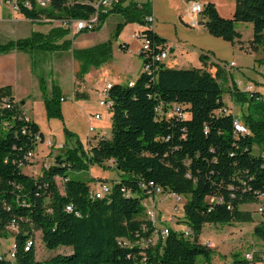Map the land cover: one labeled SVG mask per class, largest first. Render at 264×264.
Returning <instances> with one entry per match:
<instances>
[{
    "label": "trees",
    "instance_id": "trees-1",
    "mask_svg": "<svg viewBox=\"0 0 264 264\" xmlns=\"http://www.w3.org/2000/svg\"><path fill=\"white\" fill-rule=\"evenodd\" d=\"M25 1L31 7L25 6ZM17 2L18 12L26 19L58 20L61 24L47 33L34 31L27 38L0 43V54L71 50L81 67L76 77L82 79L91 67L110 61L112 39L119 37L126 23L148 24L142 33L149 48L141 49L139 55L143 67L148 65L149 69H143L133 85L113 84L110 89L111 138H101L88 149L77 140L39 177L25 173L22 167L44 135L39 125L23 114L12 87H0V238L12 235L11 226L18 227L13 233L15 257L3 255L0 264H197L199 256L210 259V248L198 240L206 224L253 221L252 213L241 206L258 202L264 195L263 95L240 90L232 82L233 101L242 107L248 105L243 122L239 120L248 133L236 132L237 118L223 100L220 82L228 69L209 64L208 55L200 56L201 67L191 69L157 61L155 57L167 50L168 41L149 26L148 17L153 16L149 2L122 0L99 12L86 0H50L45 7L37 0ZM202 13L208 32L228 41L241 36L237 22L252 23L253 45L261 46L264 52V0H236L232 17L221 16L212 2L204 5ZM112 14L121 15L123 20L111 40L76 49L72 39L66 38L71 29L62 22L98 15L95 32ZM40 87L47 114L61 116L60 88L54 85L49 93L43 78ZM174 105L185 118L167 116ZM111 160L119 173L128 177L115 182L103 198L91 194L88 182L71 176L73 171ZM57 178L63 180V192ZM156 187L186 200L185 223L195 236L192 244L184 232L170 228L163 237L148 216L143 201ZM257 223L255 234L263 241L264 225ZM35 231L41 232L47 249L66 247L70 252L37 260L35 245L26 249L28 242L35 241ZM234 264L251 263L234 254Z\"/></svg>",
    "mask_w": 264,
    "mask_h": 264
},
{
    "label": "rangeland",
    "instance_id": "rangeland-1",
    "mask_svg": "<svg viewBox=\"0 0 264 264\" xmlns=\"http://www.w3.org/2000/svg\"><path fill=\"white\" fill-rule=\"evenodd\" d=\"M99 2L101 0H94ZM150 3L152 13L154 16L155 31L167 39L168 41V57L164 60L169 67L177 69H191L194 67H201V55H208L209 64H218L221 68L227 65H232L225 71V76L220 80L223 88V100L229 110L242 121L243 113L246 112L248 105L242 107L233 101L230 92L232 82H242L239 89L243 86H250L252 92H259L264 96V52L261 46L254 47L253 45V24L250 22H237L236 30L241 34L240 37L234 41H228L222 37L211 35L204 25H199V22L205 23L206 16L201 13L198 14V19L193 24L182 21L181 17L185 14L186 4L183 0H146ZM212 2L216 5L219 13L223 17H232L235 11L236 0H201L203 6L206 3ZM44 19L39 22L44 26V32L61 24L58 20ZM123 20L119 14L110 15L102 28L98 31H84L77 32L71 30L66 38L72 39L73 47L76 49H86L97 44L107 42L112 39L113 32L119 22ZM134 23H126L120 34L124 31V38L112 39V58L109 62H104L96 66L101 70V74L97 80H94V86L101 84L103 77L114 79L119 77L121 81L128 83L130 80H136V77L142 73L138 72L140 67V57L131 55L130 53L121 49L120 45L124 40H132L131 45L134 48L136 45H142V40L134 37ZM140 31L148 28V24H139ZM94 33V34H91ZM20 35H26L20 34ZM4 41V36L2 35ZM114 51V53H113ZM48 56L46 64L40 63L39 71L44 74L48 80L51 81V70L48 69ZM75 62V61H74ZM76 74L80 72V62L76 63ZM44 66V67H43ZM212 73L216 69H210ZM83 74V78L88 74ZM51 83H49L50 85ZM64 91L70 92V87L63 84ZM35 94L41 91L34 89ZM44 101V99H43ZM38 100L32 105H27L22 108L24 115L29 116L35 121L44 135V141L39 142L33 156L29 158L28 164L24 165L22 170L33 177H39L46 166L51 165L58 154L64 155L61 145L73 147L77 140H79L85 149L97 144V141L102 138V129L90 131V124L88 118L89 114H95L97 109L84 108L76 105V102L71 97L66 98L61 102V116L47 114L45 103ZM42 103V104H41ZM103 112L105 119L111 123L112 112L98 105ZM243 122V121H242ZM67 131L72 134L69 136ZM108 131V130H104ZM255 153H259V149H255ZM73 178H80L89 183L93 188L95 184H106L110 187L122 178L111 161L104 165L91 164L88 168L81 171L71 172ZM61 192H63V180L56 179ZM156 206H154L150 198H146L147 204L143 203L145 210H153L154 220L158 229L170 228L178 232H184L189 226L185 223L184 201H178L174 195H167L162 193L157 196ZM175 207H178L176 210ZM243 211L252 213L253 221L239 222L235 221L231 224H206L199 235V242H211L210 259L205 256H199L197 264H234V254L239 255L240 259H244L247 252L253 249L259 250L263 248L262 240L255 234V227L257 223V201L243 204L241 206ZM12 235L0 238V254L9 258V253L13 244L15 243L14 234L18 231V227L11 226L9 228ZM35 238V255L39 261H45L52 256L70 252L69 248L59 247L56 250L47 249L42 240L41 232H34ZM195 236L187 237V240L192 244Z\"/></svg>",
    "mask_w": 264,
    "mask_h": 264
},
{
    "label": "crops",
    "instance_id": "crops-1",
    "mask_svg": "<svg viewBox=\"0 0 264 264\" xmlns=\"http://www.w3.org/2000/svg\"><path fill=\"white\" fill-rule=\"evenodd\" d=\"M135 1L138 3L148 2L146 0ZM183 2L186 4L187 7L185 14L181 17V20L184 22L186 21L189 24L195 23V21L198 19V14H194L190 11L191 2L188 3L184 0ZM198 2L201 3V0H198ZM40 21H32L26 19L18 11L14 10L11 6L5 3H0V43L7 42L9 40L27 38L31 36L34 31L47 33L48 31L44 32V26L40 28ZM134 25V37L140 39L136 36V34L140 31V26L137 23H134ZM199 25H204V23L199 22ZM153 28L155 29V26ZM25 33L26 35H20ZM124 33L125 32L123 31L119 35V39L124 38ZM2 35L4 36V41H1L3 38L1 37ZM131 41L132 40H124V43L120 45L121 49L130 53L131 55H136L137 57H140L139 54L142 45H136L133 48L131 45ZM48 54L50 55L48 56V69L51 70V81L50 79L48 80V78H46L44 74L39 71V67H37L40 63H43L45 66ZM140 62L141 65L140 67H138L139 73L143 71V61L141 58ZM76 63H78V61L74 59L71 50L55 52L37 51L33 53L13 50L9 53L0 54V87L11 86L15 100L20 103L22 109L25 108L27 105H32L35 100H38L37 104H39V100L42 103L44 102L43 94L40 87V80L41 78H43L46 82V86L48 88L49 93L51 92V89L54 85H57L60 88L64 98V100L62 101H65L66 98L71 97L76 102V105L80 107L97 109L98 111L95 114H101L102 119H93L92 117L95 114L88 113L87 116L90 120V124L95 125V130L102 129V138H111V123H108L106 121L104 114H102L103 112L98 107V105H100L99 100L101 98V90L109 82L113 84H129L130 82H134L135 80H130L128 83H125L124 81H121L119 77L109 79L105 76L103 77L101 84L94 86V80H97L99 76H101V74H98L101 70L97 69L96 67H91L88 71L89 73L84 78L78 79L76 77ZM137 78L138 77H136V79ZM49 83L51 84L49 85ZM64 83L65 85L70 87L69 93H66L64 91ZM34 89H39L41 93L39 94V92H37L35 94L33 92ZM76 93L79 94V98H76ZM104 130L108 131L106 132ZM65 147L66 145H61V148L64 151ZM111 163L114 164L112 160ZM97 188L98 183L95 184L92 190H95Z\"/></svg>",
    "mask_w": 264,
    "mask_h": 264
},
{
    "label": "built area",
    "instance_id": "built-area-1",
    "mask_svg": "<svg viewBox=\"0 0 264 264\" xmlns=\"http://www.w3.org/2000/svg\"><path fill=\"white\" fill-rule=\"evenodd\" d=\"M38 4L42 7H45L48 5L50 0H37ZM87 2L92 3L95 8L97 9V11L99 12V10H107L113 6H115L116 4L120 3L122 0H101L99 2H95L94 0H86ZM0 3H5L9 6H11L14 10L19 11V4L17 2V0H0ZM25 6L27 7H31V4L29 3V1H25ZM204 6L202 3L195 1V2H191L190 4V11L194 14H201L203 12ZM148 21H149V26L150 28L154 27V17L150 16L148 17ZM98 22V15L94 16L91 19L88 20H82V19H76V20H70L69 22H62L63 24L67 25L70 27L71 30L73 31H77V32H81L83 30H88V31H92L95 27V25ZM154 29V28H153ZM136 36L138 38H140L142 40V47L141 49L147 50L149 48V42L148 40L144 37L142 31H139ZM141 51V50H140ZM168 57V50L163 51L162 53L158 54L155 58L157 61H164L166 58ZM230 66L232 65H227L224 66L226 69H229ZM144 70H148L149 66L146 65L143 67ZM134 82H130V85H133ZM242 84V82H238V85L240 86ZM113 83H107L105 85V87L101 90V98L99 100V103L102 107H104L105 109L111 111L112 110V101L110 99V89L112 88ZM243 91H251V87L250 86H243L242 88ZM62 100H64V98H62ZM172 111V112H171ZM170 111V113H168V117H170L172 114H178L180 118H185L186 114L184 112L181 111V108L179 106L174 105L172 110ZM159 114H163L162 110L159 109ZM93 119L96 120H100L102 119V115L101 114H95L92 117ZM235 129L236 132L238 133H248V129L247 127L240 122L238 119L235 121ZM95 128L93 126L90 127V131H94ZM34 152H30L27 156L28 160L30 157L33 156ZM48 167V166H46ZM111 191V187L106 185V184H99L98 188L95 190H92V195L96 198H103L105 197L107 194H109ZM150 193V200H152L154 206H156V202H157V196L159 194L164 193L162 191L161 188L156 187L154 191H149ZM169 194V196L171 195L170 193H167V195ZM175 198L178 201H182L183 197L180 195H175ZM143 203L147 204L146 199L143 201ZM175 209L177 210L178 207H175ZM67 210L71 211L72 210V206L68 205L67 206ZM148 216L151 218L154 216V212L153 210L148 209L147 211ZM257 222H259L260 224L264 225V195H261L259 198V201L257 202ZM153 220V219H152ZM154 221V220H153ZM162 236L165 237L169 234V228H163L162 232H161ZM185 236L187 237H191L193 236V231L190 228H187L184 231ZM263 248L256 250L253 249V251L247 252L245 254V259L248 260L251 264H264V238H263ZM35 245V241H30L28 242L26 249H29L32 245ZM206 247L211 248L212 247V243L211 242H205L203 243ZM14 249H15V243L13 244V247L10 250L9 253V259H14ZM3 258V255L0 254V259Z\"/></svg>",
    "mask_w": 264,
    "mask_h": 264
}]
</instances>
